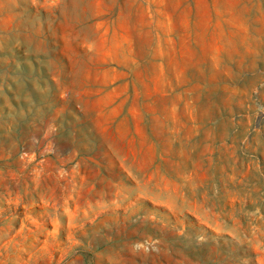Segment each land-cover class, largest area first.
<instances>
[{"label": "rangeland", "instance_id": "obj_1", "mask_svg": "<svg viewBox=\"0 0 264 264\" xmlns=\"http://www.w3.org/2000/svg\"><path fill=\"white\" fill-rule=\"evenodd\" d=\"M0 264H264V0H0Z\"/></svg>", "mask_w": 264, "mask_h": 264}]
</instances>
